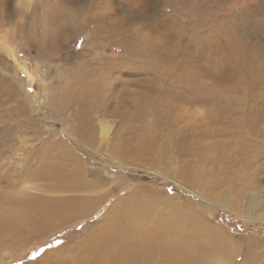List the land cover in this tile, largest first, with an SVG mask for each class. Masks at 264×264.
Masks as SVG:
<instances>
[{"label": "rangeland", "instance_id": "rangeland-1", "mask_svg": "<svg viewBox=\"0 0 264 264\" xmlns=\"http://www.w3.org/2000/svg\"><path fill=\"white\" fill-rule=\"evenodd\" d=\"M9 1L0 14V197L43 193L45 184L55 191L57 181L27 177L42 154L45 162L64 167L78 158L86 179L96 184L85 194L106 195L78 218L58 215L42 232L25 229L23 222L19 235H0V264H65L61 256L69 259L73 249L89 254L88 240L96 245L91 236L102 231L108 209L127 196L142 202L137 213L150 224L180 214L182 237L224 239L234 253L221 264H264V0H143L151 22L162 21L157 29L162 54L151 58L186 55L184 67L203 73L197 87L212 79L210 87L220 94L233 89L227 103L241 108L234 113L241 115L237 126L207 125L206 109L197 105L192 115L178 108L159 124L158 116L146 114L143 109H151L138 101L139 91L154 96L151 89L195 85L133 69L130 62L139 58L125 50L124 40L146 29L137 19L127 20L134 0L82 5L71 16L78 19L68 38L28 34L42 25L32 15L41 18L59 0ZM59 13L57 27L67 21ZM118 25L121 31L114 34ZM40 43L46 45L39 49ZM107 61L117 68L105 81L112 97L78 105L75 97L86 94L93 79L83 71L98 74ZM209 128L215 136L205 135ZM0 207L12 206L0 202ZM157 257V263L165 262Z\"/></svg>", "mask_w": 264, "mask_h": 264}, {"label": "bare ground", "instance_id": "bare-ground-1", "mask_svg": "<svg viewBox=\"0 0 264 264\" xmlns=\"http://www.w3.org/2000/svg\"><path fill=\"white\" fill-rule=\"evenodd\" d=\"M9 2V0H0V14L3 15V8L7 7ZM92 2L93 0H59L51 10L44 11L41 18L34 13L32 18H36V22L44 26L46 23V27L40 25L41 27L36 34L32 30L27 29L29 37H53L64 34L68 38L69 32L74 31L73 24L78 19V17L75 19L71 18L72 14L82 12V5H89ZM146 5L147 3L143 0H134L133 13L127 14L128 21L137 19L141 22L142 28H146L144 32H134L129 40H124L125 50L130 55L137 54L135 59L139 58L136 63L130 62L133 69L135 71L156 70L164 75L165 78L176 75L182 85H190L191 83L195 85L189 90L151 89L156 92L154 96L147 94L146 91H139L136 95L138 101H144L151 109L150 111L143 109L146 114L158 116L154 123L159 124L162 118L165 120L178 108L183 111V114L192 115L191 107L197 105L205 107L204 119L207 125L216 126V124L228 122L235 126L242 125L241 115L234 114L241 111V108L227 103L229 102L227 100L228 94L233 92V89L224 88L221 90L225 98L223 94L216 90V87H210L214 84L212 79L211 81L204 79V86L197 87V81L203 77V73L195 68L192 70L184 67L186 62L183 64L184 61L182 62V59L185 60L186 55L176 57L169 55L167 57L164 56L161 60L159 58H151L153 52H156L154 55L162 54L157 50L158 48L160 49V40L157 39L160 35L158 36L157 29L162 26V21L160 22V19L156 18L157 25L154 24L155 21L151 22ZM38 8L40 9L41 7ZM61 10L65 14L63 22L67 21L65 22L66 25L57 27L55 24ZM98 16L103 17V12L98 14ZM154 17L156 16L154 15ZM98 19L100 20L101 18ZM122 20L124 21L126 18L124 17ZM153 28L154 30L151 31ZM120 31L121 27L119 25L112 28L114 34ZM150 39L153 42L149 43ZM45 45L40 43L39 49ZM126 63H122L121 66L127 65ZM204 66L208 68L207 65ZM104 68V71H100L98 74L93 72L94 69L83 71V75L92 76L93 79L86 87L87 93L79 99L75 97L78 105L87 107L88 102L98 104V102H102L105 99L108 101L112 97L109 93L110 90H107L110 87H106L107 83L105 81L107 80L108 82L111 79L112 71L114 72L117 68L115 64L109 61L106 62ZM118 68L120 69V67ZM217 130L220 131V127ZM204 133H206L205 135H216L215 128L205 129ZM43 158H45L44 154L36 163L35 170L29 173L27 177L57 181L52 186L55 191H49L50 185L45 184V191L35 195L24 192H20L19 195L2 194L0 202H6L12 206L6 209L0 207V235L4 238L10 239L24 232L23 222L26 225L25 229L32 231L41 229L38 232H42L46 227L54 224V220L57 219L58 215L64 220L78 218L82 214L91 211L94 204L99 200L101 202L106 195L105 193L96 194L95 197H92L85 194L92 191L96 184L86 179V169L82 167L78 158L68 159L70 166L66 164L65 166L67 167H64L60 161L45 162ZM6 180L7 184L17 187V184L11 179L6 178ZM141 204L142 202L134 199V197L130 198L127 196L119 199L108 209L106 220L102 224V231H95L91 236L92 242L97 246H93L87 237L91 250L89 254L86 249H73L75 252L69 259L61 256L65 264H207L206 262L211 261V259L213 263L217 260L221 264V262H225L233 255L234 251L229 249L230 245L228 247L224 239H217L219 241L215 243L207 235L199 242L188 239V237H182L179 233L181 230L180 224L182 223L180 214L176 219L171 217L170 222L163 221L160 223L161 220L159 224H150L151 221L146 222L147 218L144 220L143 215L140 216L137 213ZM141 211L144 210H139V212L146 214ZM154 256L155 262L152 263L150 258ZM157 256H164L162 258L165 259V262L157 263ZM66 261L68 262L66 263Z\"/></svg>", "mask_w": 264, "mask_h": 264}]
</instances>
